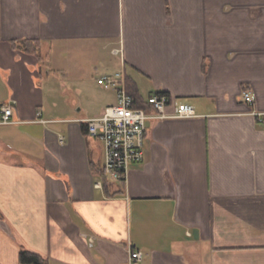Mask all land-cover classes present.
<instances>
[{
	"label": "crops",
	"instance_id": "1",
	"mask_svg": "<svg viewBox=\"0 0 264 264\" xmlns=\"http://www.w3.org/2000/svg\"><path fill=\"white\" fill-rule=\"evenodd\" d=\"M122 72L196 116L150 120L119 182L86 121L116 103L97 78ZM10 104L0 264H264V0H0Z\"/></svg>",
	"mask_w": 264,
	"mask_h": 264
},
{
	"label": "built area",
	"instance_id": "2",
	"mask_svg": "<svg viewBox=\"0 0 264 264\" xmlns=\"http://www.w3.org/2000/svg\"><path fill=\"white\" fill-rule=\"evenodd\" d=\"M97 83L105 90L116 91V103L107 106L102 115L86 121L88 134L98 139L104 147V174L109 179L124 182L130 168L145 159V139L150 120L196 116L192 106L179 103L166 94L153 93L148 97L147 104L151 110L135 107V100L127 89L123 72L100 76ZM244 98L246 102L254 101L250 91L244 92ZM170 105L175 107L172 114L167 112ZM12 115L11 104L2 106L0 123H11ZM257 115L262 117V114ZM59 140L65 143L64 137ZM129 264H143V253L132 250Z\"/></svg>",
	"mask_w": 264,
	"mask_h": 264
},
{
	"label": "trees",
	"instance_id": "3",
	"mask_svg": "<svg viewBox=\"0 0 264 264\" xmlns=\"http://www.w3.org/2000/svg\"><path fill=\"white\" fill-rule=\"evenodd\" d=\"M129 93L133 96L135 100V107L145 108L147 110H151V107L148 103V100H145L144 97H142L139 93L136 91L130 89ZM158 94H166L164 92H159ZM20 263L21 264H52V262L46 258H44L42 255L32 252L30 250H22L20 252Z\"/></svg>",
	"mask_w": 264,
	"mask_h": 264
},
{
	"label": "rangeland",
	"instance_id": "4",
	"mask_svg": "<svg viewBox=\"0 0 264 264\" xmlns=\"http://www.w3.org/2000/svg\"><path fill=\"white\" fill-rule=\"evenodd\" d=\"M102 75H105V73H103ZM51 83H52V85L53 86H56V87H58V85H59V80H56V79H52V81H51ZM106 91V90H105ZM108 92H110L109 94L112 96H114V91L113 90H111V91H108Z\"/></svg>",
	"mask_w": 264,
	"mask_h": 264
}]
</instances>
